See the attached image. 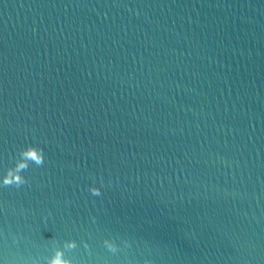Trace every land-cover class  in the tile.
Masks as SVG:
<instances>
[{
  "label": "water",
  "instance_id": "water-1",
  "mask_svg": "<svg viewBox=\"0 0 264 264\" xmlns=\"http://www.w3.org/2000/svg\"><path fill=\"white\" fill-rule=\"evenodd\" d=\"M17 176L0 264H264V0H0Z\"/></svg>",
  "mask_w": 264,
  "mask_h": 264
},
{
  "label": "clouds",
  "instance_id": "clouds-1",
  "mask_svg": "<svg viewBox=\"0 0 264 264\" xmlns=\"http://www.w3.org/2000/svg\"><path fill=\"white\" fill-rule=\"evenodd\" d=\"M20 158L17 159L16 163L19 162L21 159V151H20ZM44 161V155L43 151L41 153V159L36 161L37 164H42ZM26 182L25 177L17 176L15 180H5L2 183H0V186H3L4 184H15L17 187H19L21 184H24ZM90 191L94 195L100 194V188L96 186H90ZM104 246L111 252L115 253L118 250V245L114 240L111 239H105L103 241ZM127 243L126 241L124 242ZM77 242L75 240H65L61 243L56 242L55 240L52 241V251L51 254L45 257L44 264H76V262L67 257L65 255V251L68 249L76 248ZM87 247V245H85ZM145 264H148L146 261Z\"/></svg>",
  "mask_w": 264,
  "mask_h": 264
}]
</instances>
